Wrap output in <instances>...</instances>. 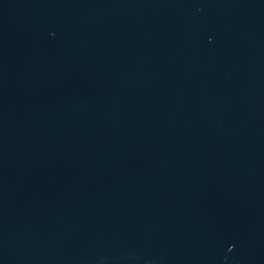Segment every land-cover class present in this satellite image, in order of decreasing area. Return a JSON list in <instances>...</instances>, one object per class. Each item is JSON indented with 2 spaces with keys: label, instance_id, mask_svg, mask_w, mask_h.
I'll use <instances>...</instances> for the list:
<instances>
[{
  "label": "water",
  "instance_id": "water-1",
  "mask_svg": "<svg viewBox=\"0 0 264 264\" xmlns=\"http://www.w3.org/2000/svg\"><path fill=\"white\" fill-rule=\"evenodd\" d=\"M0 264H264V0H0Z\"/></svg>",
  "mask_w": 264,
  "mask_h": 264
}]
</instances>
